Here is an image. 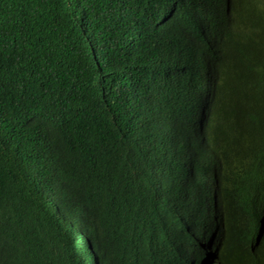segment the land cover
Returning a JSON list of instances; mask_svg holds the SVG:
<instances>
[{"label": "trees", "instance_id": "trees-1", "mask_svg": "<svg viewBox=\"0 0 264 264\" xmlns=\"http://www.w3.org/2000/svg\"><path fill=\"white\" fill-rule=\"evenodd\" d=\"M225 7L227 0H0V264H48L42 254L53 264L74 260L51 216L58 204L44 203L34 184H62L69 216L83 211L95 231L94 200L114 206L136 194L149 202L146 175L157 164L203 153L213 175L231 184V220L249 212L254 226L252 201L264 194V59L239 67L223 56L231 31L213 26ZM252 22L264 28L263 17ZM260 39L264 47V32ZM102 42L108 49L94 50ZM132 79L133 100L159 115L150 122L143 112L142 129L127 140ZM173 95V109L188 102L196 113L179 125L163 115V98ZM215 96L231 106L218 123L209 113ZM234 151L242 159L231 177ZM120 183L124 190L115 189ZM141 211L136 203L133 214ZM107 225L125 229L120 220ZM241 254L234 264L252 263Z\"/></svg>", "mask_w": 264, "mask_h": 264}, {"label": "clouds", "instance_id": "clouds-1", "mask_svg": "<svg viewBox=\"0 0 264 264\" xmlns=\"http://www.w3.org/2000/svg\"><path fill=\"white\" fill-rule=\"evenodd\" d=\"M225 13L222 17L217 16L213 26L227 25L230 28L231 38L223 47V56L239 67L250 66L256 58L264 59V47L259 43L264 28L256 27L252 22L256 17L264 19V0H227ZM96 48L108 49V46L102 42L98 46L95 44L94 50ZM232 76V73L227 75L220 83L231 82ZM129 83L125 82V88L133 107L125 110L127 119L123 121V126L127 140L142 129L140 117L143 112L150 122L159 115L154 111L151 113L147 107L141 108L140 102L133 100L131 90L135 87L134 79L132 86ZM163 99L167 108L163 115L174 124H178L179 118L196 114L188 102L173 109L169 102L180 100L178 96ZM212 100L214 111H209L210 122L217 120L218 123L231 106L225 105L226 101L216 96ZM241 159L242 156L234 151L231 177L239 173L236 166ZM146 176L149 202L136 194L129 202L114 206H107L101 199L94 200L93 209L88 214L94 222L95 231L90 229L88 216L83 211L74 214L76 219L69 216L62 201V184L54 183L51 188H48L46 180L40 184L41 187L34 184V191L44 203L53 198L58 204L51 216L64 229L65 245L73 250L74 260H69L72 264H176L178 260L188 264H234L241 252L251 256V264H264V194L259 193L252 201L253 211L260 215L251 227L249 212L241 214L240 222L231 220L234 211L230 207L235 202L231 184L213 175L212 162L207 153L188 160L166 159ZM124 188L125 185L120 183L115 189ZM136 203L142 205V211L133 214ZM113 220L122 221L125 229L118 226L111 231L107 224ZM126 229L131 231L130 239ZM252 231L249 241H245ZM118 240L125 243L117 253H113ZM52 250L53 254L60 255L53 245ZM38 260L53 264L54 259L42 254ZM57 264L66 263L60 260Z\"/></svg>", "mask_w": 264, "mask_h": 264}]
</instances>
